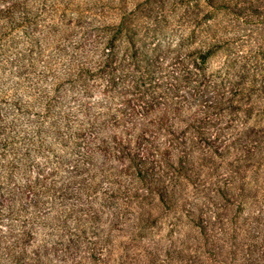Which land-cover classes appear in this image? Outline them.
<instances>
[{"label":"trees","instance_id":"obj_1","mask_svg":"<svg viewBox=\"0 0 264 264\" xmlns=\"http://www.w3.org/2000/svg\"><path fill=\"white\" fill-rule=\"evenodd\" d=\"M0 264H264V0H0Z\"/></svg>","mask_w":264,"mask_h":264},{"label":"rangeland","instance_id":"obj_2","mask_svg":"<svg viewBox=\"0 0 264 264\" xmlns=\"http://www.w3.org/2000/svg\"><path fill=\"white\" fill-rule=\"evenodd\" d=\"M160 222L162 223L160 235H163L164 236L167 233V231H166V229L164 227H168L169 225H168L167 222H166V224H164L163 220H160Z\"/></svg>","mask_w":264,"mask_h":264}]
</instances>
